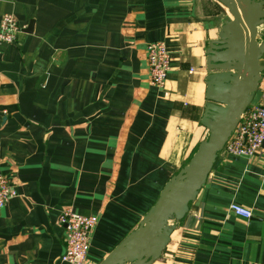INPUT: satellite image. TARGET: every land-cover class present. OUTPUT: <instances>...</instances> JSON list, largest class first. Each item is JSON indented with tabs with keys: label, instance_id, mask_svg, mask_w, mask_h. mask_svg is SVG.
Masks as SVG:
<instances>
[{
	"label": "crops",
	"instance_id": "0c3cea01",
	"mask_svg": "<svg viewBox=\"0 0 264 264\" xmlns=\"http://www.w3.org/2000/svg\"><path fill=\"white\" fill-rule=\"evenodd\" d=\"M5 14L22 31L0 40V172L18 193L0 208V264H66V209L98 218L86 264H99L207 140L206 50L231 14L218 0H0ZM155 42L171 56L164 88ZM174 224L154 264H264V154L220 152Z\"/></svg>",
	"mask_w": 264,
	"mask_h": 264
},
{
	"label": "water",
	"instance_id": "95a60500",
	"mask_svg": "<svg viewBox=\"0 0 264 264\" xmlns=\"http://www.w3.org/2000/svg\"><path fill=\"white\" fill-rule=\"evenodd\" d=\"M229 11L206 50V99L201 123L209 130L189 163L164 187L139 227L99 264H154L179 222L207 183L242 115L251 106L264 72V0H218ZM259 38H263L260 42Z\"/></svg>",
	"mask_w": 264,
	"mask_h": 264
},
{
	"label": "built area",
	"instance_id": "2783aa9c",
	"mask_svg": "<svg viewBox=\"0 0 264 264\" xmlns=\"http://www.w3.org/2000/svg\"><path fill=\"white\" fill-rule=\"evenodd\" d=\"M17 18L5 14L0 21V40L15 43L21 33ZM150 81L153 86L164 88L171 70V56L163 42L148 46ZM263 95L259 104L248 108L242 115L239 125L232 133L222 152L234 157H254L264 154V72L262 74ZM18 196L9 178L0 172V208L5 207ZM231 211L240 217L250 219L252 211L242 205L232 203ZM59 222L66 230V250L61 257L66 264H86L91 247L92 235L98 224L96 216H84L72 209L64 210Z\"/></svg>",
	"mask_w": 264,
	"mask_h": 264
}]
</instances>
